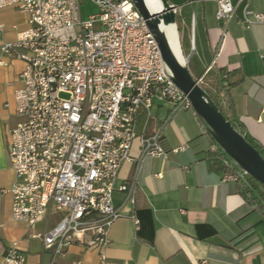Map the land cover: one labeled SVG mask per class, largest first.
<instances>
[{"label":"built area","instance_id":"1","mask_svg":"<svg viewBox=\"0 0 264 264\" xmlns=\"http://www.w3.org/2000/svg\"><path fill=\"white\" fill-rule=\"evenodd\" d=\"M215 1L219 51L237 6H243L238 20L244 26L264 21V14L250 9V0ZM83 2L96 6L97 13L85 18ZM5 8L27 15L29 25L15 41L0 44V66L13 59L26 64L22 87L14 94L22 122L8 137L16 182L2 189L13 196L12 219L35 228L52 214L61 215L53 228L33 236L45 250L56 257L78 243L97 250L99 264H112L105 251L110 231L126 215L125 206L134 210L145 161L167 159L169 153L160 132L137 134V114L144 110L150 115L157 102H168L172 117L193 110L191 101L173 82L133 0H0V9ZM1 31L0 26V38ZM197 81L207 91L205 75ZM135 140L141 146L137 157L132 156ZM208 151L222 163L225 182L244 183L251 177L216 142ZM127 162L134 164L133 176L117 187ZM116 191L125 195L121 207L114 204ZM2 264H27L16 243L6 250Z\"/></svg>","mask_w":264,"mask_h":264},{"label":"crops","instance_id":"2","mask_svg":"<svg viewBox=\"0 0 264 264\" xmlns=\"http://www.w3.org/2000/svg\"><path fill=\"white\" fill-rule=\"evenodd\" d=\"M178 7V40L182 61L195 79L205 75L207 92L241 128L264 149V21L246 27L239 22L243 6L236 8L220 49L221 24L215 0H168ZM250 9L264 14V0H250ZM0 44L13 42L26 30L28 16L14 8L0 9ZM1 58V56H0ZM25 62L13 59L0 66V264L14 243L27 264H99V252L75 243L64 255L54 257L40 238L61 215L31 228L12 219L16 182L8 156V137L22 122L16 115L14 94L22 87ZM210 68L206 74L207 69ZM9 105V106H7ZM172 105L157 102L150 115L140 110L136 132H160L167 159L148 158L140 177L136 206L116 221L110 231L106 254L112 264H264V216L241 194L240 183L225 182L221 163L211 160L212 138L194 110L170 117ZM187 145L175 154L172 149ZM141 151L134 141L132 156ZM134 164L125 163L116 186L133 176ZM125 195L114 193V204L123 206ZM132 215L134 218H132ZM137 221V223H136Z\"/></svg>","mask_w":264,"mask_h":264},{"label":"water","instance_id":"3","mask_svg":"<svg viewBox=\"0 0 264 264\" xmlns=\"http://www.w3.org/2000/svg\"><path fill=\"white\" fill-rule=\"evenodd\" d=\"M133 2L155 37L173 82L188 96L193 110L208 128L212 140L240 168L264 186V157L228 120L208 92L192 76L186 63L178 59L162 29V24L174 25L178 33V7L171 5L168 0H161L162 9L153 13L146 0Z\"/></svg>","mask_w":264,"mask_h":264},{"label":"trees","instance_id":"4","mask_svg":"<svg viewBox=\"0 0 264 264\" xmlns=\"http://www.w3.org/2000/svg\"><path fill=\"white\" fill-rule=\"evenodd\" d=\"M213 101L217 104L219 109L225 114L229 121H231L235 127L246 137V139L262 154L264 157V149L262 146L253 139L249 134H247L241 126L238 124L237 120L233 119L221 106L218 100L211 95ZM211 160L216 163H221L217 156L212 155ZM222 165V163H221ZM223 166V165H222ZM224 169V167H223ZM241 185V194L246 198V200L254 207L255 210H259L262 212L264 216V186L257 182L252 177L248 178L246 182L240 183Z\"/></svg>","mask_w":264,"mask_h":264},{"label":"bare ground","instance_id":"5","mask_svg":"<svg viewBox=\"0 0 264 264\" xmlns=\"http://www.w3.org/2000/svg\"><path fill=\"white\" fill-rule=\"evenodd\" d=\"M146 3L151 12H158L162 9V2L161 0H146ZM162 29L166 33L168 40L170 42L171 47L173 48L176 56L178 59L183 63L181 53H180V46L178 40L177 29L174 25H164L162 24Z\"/></svg>","mask_w":264,"mask_h":264},{"label":"rangeland","instance_id":"6","mask_svg":"<svg viewBox=\"0 0 264 264\" xmlns=\"http://www.w3.org/2000/svg\"><path fill=\"white\" fill-rule=\"evenodd\" d=\"M82 9H83V15L85 18H87L91 14L97 13L98 11L96 6L88 2H83Z\"/></svg>","mask_w":264,"mask_h":264}]
</instances>
